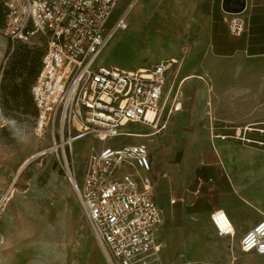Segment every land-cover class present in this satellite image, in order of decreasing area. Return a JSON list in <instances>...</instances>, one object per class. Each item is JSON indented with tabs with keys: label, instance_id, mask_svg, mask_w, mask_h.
Returning <instances> with one entry per match:
<instances>
[{
	"label": "crops",
	"instance_id": "crops-1",
	"mask_svg": "<svg viewBox=\"0 0 264 264\" xmlns=\"http://www.w3.org/2000/svg\"><path fill=\"white\" fill-rule=\"evenodd\" d=\"M161 2V60L176 57L172 67L178 65L184 92L196 90L187 109L168 112L163 102L165 127H149L155 139L135 142L148 147L162 217L150 264H264V254L240 248L241 238L264 218V0H245L238 35L230 32L222 0ZM7 48L0 32V71ZM110 60L123 68L144 65L141 59ZM126 137H118V145L133 143ZM215 210L226 213L232 233L217 232L210 219Z\"/></svg>",
	"mask_w": 264,
	"mask_h": 264
},
{
	"label": "built area",
	"instance_id": "built-area-1",
	"mask_svg": "<svg viewBox=\"0 0 264 264\" xmlns=\"http://www.w3.org/2000/svg\"><path fill=\"white\" fill-rule=\"evenodd\" d=\"M134 1L123 6V0H3L1 33L12 47L37 33L47 40L30 88L36 134L42 136L57 124L60 142L71 128L76 129L73 139L93 133L106 141L131 136L125 128L129 124L155 132L165 127L160 123L161 101L173 61L134 68L97 62L113 33L129 28L127 15ZM242 30L235 18L230 32ZM150 171L146 143L107 144L91 154L81 181L70 180L106 264H150L155 258L154 231L162 217ZM210 219L220 235L233 232L223 210L213 211ZM240 248L264 254V218L245 233Z\"/></svg>",
	"mask_w": 264,
	"mask_h": 264
},
{
	"label": "rangeland",
	"instance_id": "rangeland-1",
	"mask_svg": "<svg viewBox=\"0 0 264 264\" xmlns=\"http://www.w3.org/2000/svg\"><path fill=\"white\" fill-rule=\"evenodd\" d=\"M129 1L123 0L122 5L126 6ZM225 13L230 25L235 18L241 17V13ZM129 28L131 30L126 32L115 31L110 46L113 44L122 56L129 55L132 63L141 59L139 63L146 67L164 58L161 56L165 49L151 52L149 56L134 55L132 44L137 27L129 21ZM46 47V37L41 33L15 43L13 47L8 41L0 71V264H94V258L97 264H106L68 179L63 157L79 182L91 154L107 144H121V140L100 141L89 133L78 142L66 143L64 150L59 148L50 152L48 148L53 144V138L57 143L61 140L58 125L49 127L42 136L36 135L37 113L30 88ZM108 53L107 49L103 50L97 62L118 65L119 62L110 60L114 58L106 56ZM23 55L26 61L20 63ZM126 63L131 62H121ZM177 70L175 64L165 80L161 104L164 102L166 109H174L177 103L180 110L187 109L189 99L195 94L196 86L184 92ZM14 82L25 84L21 85L16 100L9 95ZM172 115L167 125L171 123ZM76 126L80 127V124L76 123ZM125 128L133 132L151 131L139 124H129ZM75 134V128L65 130L63 140L67 141ZM125 139L135 143L147 138L129 136Z\"/></svg>",
	"mask_w": 264,
	"mask_h": 264
},
{
	"label": "bare ground",
	"instance_id": "bare-ground-1",
	"mask_svg": "<svg viewBox=\"0 0 264 264\" xmlns=\"http://www.w3.org/2000/svg\"><path fill=\"white\" fill-rule=\"evenodd\" d=\"M127 17H129V21L132 23V26L137 27V31L135 32L132 44L134 55L138 54L139 57H141L142 55L149 56L151 52H157L159 50L164 51V49H166L165 26L164 19L162 17L161 0H135L131 8L128 10ZM127 30L129 31L131 30V28H128ZM111 46L114 49H112ZM111 46L110 43H108V45L104 48L109 52L108 54H106L107 57L118 59L120 61H131V57L129 58V55L122 56L120 54V51H116V48L113 46V44ZM171 61H173L174 63L178 62L176 57H173ZM178 109L179 104L177 103L174 110ZM151 117L152 113H148L147 118L151 119ZM132 133V135L135 137H145L148 139L154 137L153 132ZM36 135L39 136L38 134ZM80 139H82V137L76 139L69 138L67 141L63 140L62 142H59L58 145L56 142V145L51 144L48 149L50 152L56 151V148L64 150V145L66 143L72 144L73 141L78 142ZM67 175L68 179L71 180V182H77L75 173L71 169L67 170ZM91 257L94 258L93 253L91 254ZM94 262V264H97L95 258Z\"/></svg>",
	"mask_w": 264,
	"mask_h": 264
},
{
	"label": "trees",
	"instance_id": "trees-1",
	"mask_svg": "<svg viewBox=\"0 0 264 264\" xmlns=\"http://www.w3.org/2000/svg\"><path fill=\"white\" fill-rule=\"evenodd\" d=\"M4 18H5V8L3 6V0H0V31H1L2 27H3ZM6 53H7V51H6ZM17 55H21V53L17 54ZM25 59H26V57L23 55L20 63L26 61ZM39 69H40V67H39ZM38 72H39V70L37 71L35 77L37 76ZM21 85H25V84L22 83V82H20V83L14 82L12 90L9 91V95L11 96V98L13 100L17 99V97L19 95V90H20Z\"/></svg>",
	"mask_w": 264,
	"mask_h": 264
},
{
	"label": "water",
	"instance_id": "water-1",
	"mask_svg": "<svg viewBox=\"0 0 264 264\" xmlns=\"http://www.w3.org/2000/svg\"><path fill=\"white\" fill-rule=\"evenodd\" d=\"M244 7L245 0H222V9L227 13H241Z\"/></svg>",
	"mask_w": 264,
	"mask_h": 264
}]
</instances>
